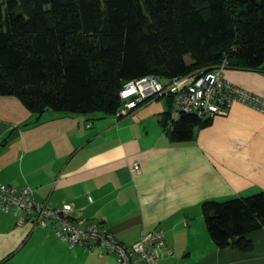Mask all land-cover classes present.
<instances>
[{"label":"crops","instance_id":"0c3cea01","mask_svg":"<svg viewBox=\"0 0 264 264\" xmlns=\"http://www.w3.org/2000/svg\"><path fill=\"white\" fill-rule=\"evenodd\" d=\"M222 76L264 99V72L225 68ZM154 100L117 122L49 111L21 128L32 114L15 96L0 95V183L28 187L50 206L71 204L74 217L103 224L126 245L160 228L172 251L162 264H264V227L246 234L247 251L219 248L201 210L207 200L264 191V112L233 101L192 140L173 142L157 121L165 101L160 110ZM0 264L117 261L113 253L69 249L51 230L18 225L0 208Z\"/></svg>","mask_w":264,"mask_h":264},{"label":"trees","instance_id":"16d2710c","mask_svg":"<svg viewBox=\"0 0 264 264\" xmlns=\"http://www.w3.org/2000/svg\"><path fill=\"white\" fill-rule=\"evenodd\" d=\"M222 64L264 72V0H0V95L15 96L32 114L21 128L49 111L117 122L162 98L161 131L170 141L187 142L213 116H175L169 95L119 115V91L145 76L166 85ZM201 210L215 246L247 251L246 234L264 227V191L207 200ZM64 244L109 253L99 245Z\"/></svg>","mask_w":264,"mask_h":264},{"label":"built area","instance_id":"2783aa9c","mask_svg":"<svg viewBox=\"0 0 264 264\" xmlns=\"http://www.w3.org/2000/svg\"><path fill=\"white\" fill-rule=\"evenodd\" d=\"M223 68L222 64L211 70L176 77L166 85L151 75L130 80L119 91L124 103L118 114L126 115L141 101L162 95L171 96L175 116L181 112L218 116L224 114V107L233 101L264 112L262 98L225 83ZM0 208L11 212L16 224L22 225L29 221L37 227L47 228L69 246L80 244L90 249L99 245L115 255L117 264H162V258L171 254V250L164 245V232L160 228L142 233L136 241L126 245L119 242L103 224L74 217L71 204L50 206L34 200L28 187L16 190L0 183Z\"/></svg>","mask_w":264,"mask_h":264},{"label":"rangeland","instance_id":"374dc122","mask_svg":"<svg viewBox=\"0 0 264 264\" xmlns=\"http://www.w3.org/2000/svg\"><path fill=\"white\" fill-rule=\"evenodd\" d=\"M223 69H225V68H223ZM198 71H200V70H196V71H194V72H192V73H195V72H198ZM192 73H190V74H192ZM187 75H188V74H187ZM185 76H186V75H185ZM140 79H141V78H140ZM138 80H139V79H138ZM225 81H226V80H225ZM225 81H224V82H225ZM225 83L228 84L227 81H226ZM256 96H257V95H256ZM258 97H260V96H258ZM260 98H261V97H260ZM262 99H263V98H262ZM263 100H264V99H263ZM154 101H157V102H156L157 104H156L155 106H156V107L159 106V107H160V110H161V109L163 108V107H162V101H163L162 98H161L159 101H158V100H154ZM152 108H153V107H152ZM163 110H165V108H164ZM161 263H162V262H161Z\"/></svg>","mask_w":264,"mask_h":264}]
</instances>
